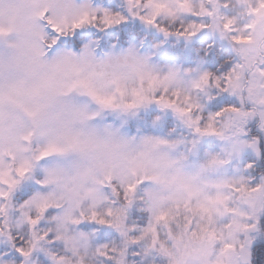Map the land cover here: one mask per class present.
<instances>
[{
	"label": "snow or ice",
	"instance_id": "snow-or-ice-1",
	"mask_svg": "<svg viewBox=\"0 0 264 264\" xmlns=\"http://www.w3.org/2000/svg\"><path fill=\"white\" fill-rule=\"evenodd\" d=\"M205 31L224 71L157 61ZM168 115L187 134L162 133ZM254 252L264 261V0H0V264Z\"/></svg>",
	"mask_w": 264,
	"mask_h": 264
},
{
	"label": "trees",
	"instance_id": "trees-1",
	"mask_svg": "<svg viewBox=\"0 0 264 264\" xmlns=\"http://www.w3.org/2000/svg\"><path fill=\"white\" fill-rule=\"evenodd\" d=\"M97 3H100L104 6H116L122 2V0H96ZM137 23L129 22V27L135 28L141 34V36H147L150 40L154 42H158L163 40L162 34L156 33L154 30L149 32L147 28H142L141 25L137 26ZM173 42L174 50H180L179 52H175L176 56L171 57L169 59L170 62H176L183 66L195 67L197 62L202 58L203 62L206 64V67L210 71L221 72L224 71V68L221 67V63L223 60L227 59L229 55V51L227 48L221 50L220 42L217 40L215 42V46L212 49H208V45L213 43L214 37L205 32L200 33L197 38L191 44H185L184 41H176L174 38L169 39ZM197 50H199V55H197ZM205 51H207V55H205ZM185 53V56H184ZM183 55L184 57H181ZM159 58H157V61ZM185 60V61H184ZM167 61H162V63H166ZM215 96V93H213ZM234 100V98L227 96L226 94L223 96L216 97L215 102L209 103V110H218V107L223 106L225 103H230ZM169 128H172V125H168ZM165 130V132H167ZM106 236H109L108 239H105ZM114 238L113 233L102 234L101 242H106L109 239ZM136 259L135 257L130 256V260ZM254 264H264V261H261L259 257L255 255L254 252Z\"/></svg>",
	"mask_w": 264,
	"mask_h": 264
},
{
	"label": "rangeland",
	"instance_id": "rangeland-1",
	"mask_svg": "<svg viewBox=\"0 0 264 264\" xmlns=\"http://www.w3.org/2000/svg\"><path fill=\"white\" fill-rule=\"evenodd\" d=\"M130 22H133V23H137L139 25L142 26V28H146L144 25H142L139 21H130ZM208 33V32H207ZM180 50H174V45H173V42H171L170 40H168L163 46H162V49L158 55V62L159 63H162V61H167L166 63H176V62H170L169 59L171 57H174L176 56L175 52H179ZM177 55H180V54H177ZM181 56V55H180ZM184 56H185V53H184ZM183 55L181 57H184ZM185 61V60H184ZM176 64H179V63H176ZM197 66V64L195 65V67ZM201 68L203 69H207L206 67V64L203 62L200 64ZM184 67H188V66H184ZM194 68V67H193ZM208 70V69H207ZM166 126L165 128L162 130V133H166L165 130H169L170 128L168 127V125H172V128H176L177 130V133H180V132H183L184 134H187V130L186 129H181L179 128L178 126V121L176 120V118L172 115H168L166 118ZM85 230H88V229H85ZM104 232H101V234L98 236V242H101V239H102V234ZM109 236H106L105 239H108ZM102 243V242H101Z\"/></svg>",
	"mask_w": 264,
	"mask_h": 264
},
{
	"label": "clouds",
	"instance_id": "clouds-1",
	"mask_svg": "<svg viewBox=\"0 0 264 264\" xmlns=\"http://www.w3.org/2000/svg\"><path fill=\"white\" fill-rule=\"evenodd\" d=\"M89 255H90V257L94 256L93 253H90ZM89 264H100V261L98 259L95 260V261H93L92 259H90Z\"/></svg>",
	"mask_w": 264,
	"mask_h": 264
}]
</instances>
